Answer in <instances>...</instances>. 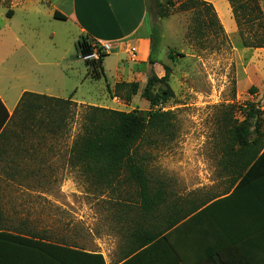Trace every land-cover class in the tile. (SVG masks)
<instances>
[{"label":"rangeland","instance_id":"374dc122","mask_svg":"<svg viewBox=\"0 0 264 264\" xmlns=\"http://www.w3.org/2000/svg\"><path fill=\"white\" fill-rule=\"evenodd\" d=\"M13 1L0 0V60L10 58V74L16 76L10 85L42 91L45 79L53 82L56 94L62 98H67L69 89L76 90L75 100L80 103L58 104L55 119L59 128L51 134L42 133V125L36 127L42 115L29 120L30 126L23 133L18 126L23 117L11 120L4 148L38 156H31L30 160L37 164L28 173L15 178L16 200H1L3 209L14 216L16 225L26 218L38 230L42 223V229L58 235L52 238L55 240L77 237L84 244H93V240L96 243L99 239L119 261L125 235L139 220L137 188L125 177L112 186L97 184L71 163V148L90 106L124 112L148 111L149 102L142 97L145 85H140L129 102L121 98L124 91H115L117 97L109 94L107 84L114 88L119 75L126 82L135 81V75L124 64L128 55L117 47L106 53L105 76L100 80L87 77L88 68L77 48L78 41L87 35L80 34L79 28L66 17L72 9L71 0H15L16 4ZM149 3V20L161 30L154 58L171 68L169 85L174 91V97L160 108L175 116L172 135H154L150 144L140 148V154L147 156L144 162L153 187L162 185L167 192L168 200L157 213V223H151L156 226L174 216L175 206L182 215L193 201L199 203L224 193L227 182L218 169L221 153L217 143V119L222 106L256 104L262 112L264 130V55L258 56L254 49L242 46L227 0H212L227 37L207 25L194 31L196 23L199 26L200 21L205 22V15H198L195 9L181 10L182 0H163L164 17H156L154 1ZM8 12L12 20L5 17ZM244 27L246 32L251 30V35L256 30L263 34L256 26ZM171 52L183 56L172 60ZM65 63L70 73L67 83L58 78ZM158 68L164 75L163 66ZM6 80L4 64L5 83ZM252 87L254 92L250 91ZM163 89L158 84L153 95ZM29 101L32 108L42 110V99L39 103L34 98ZM237 116L243 120L240 114ZM47 162L52 165L45 166Z\"/></svg>","mask_w":264,"mask_h":264},{"label":"trees","instance_id":"16d2710c","mask_svg":"<svg viewBox=\"0 0 264 264\" xmlns=\"http://www.w3.org/2000/svg\"><path fill=\"white\" fill-rule=\"evenodd\" d=\"M153 1L156 17H164L166 12L163 9V0ZM227 1L238 27L242 46L251 49L264 48V0ZM146 2L149 15L152 8L149 0ZM180 9L186 11L195 9L198 15L202 13L205 15V22L200 21L199 26L196 23L194 31L207 25L208 28L226 36L211 3L204 0H182ZM7 15L10 16L11 12ZM244 26L250 29L256 26L257 29L263 30V34L257 33L256 30L251 35V30L246 32L247 28ZM150 40L151 53L148 62L159 63L155 60L154 53L161 41V30L156 22L151 21ZM93 42L89 36L79 40L77 43L79 53L92 54ZM107 55L100 52L98 59L85 61L88 76L94 80H100L105 76L103 62ZM176 56H183V54L171 52L169 58L175 60ZM161 65L164 68V76L158 77L155 74L150 76L142 91V97L150 105L148 111L135 109L124 112L90 106L84 116L82 131L71 148V163L78 166L85 176L93 179L97 184L112 186L121 177H125L127 182L134 184L137 188L139 220L125 235L126 244L122 258L119 260L120 264H183L179 257L174 255L172 246L169 245V237L166 235L169 230L181 223L183 214L180 215L175 206L174 216L165 218L163 225H153L157 223L159 219L157 213L160 212L161 207L165 206L168 197L162 185L153 187L144 162L147 156L140 154L141 146L145 143L150 144L154 135L168 137L173 133L174 113L160 108L161 104L167 103L174 97V91L169 85L171 68L165 64ZM158 84L164 86V89L153 95ZM107 89L112 97H117L116 93L124 91L125 94L121 98L129 102L132 96L139 92L140 84L118 82L114 88L107 84ZM250 91L254 92V88L252 87ZM72 96L73 94L70 98ZM31 98L42 99V121H39V125L49 132L58 131L59 124L57 125L55 117L59 103L65 106H76V103L68 100L26 93L22 98L20 110H22L21 106ZM0 106L5 112L3 119L0 120V137L5 140L11 120L9 121V115L1 102ZM256 107L254 103L245 106L231 104L222 106L218 115L217 143L221 153L218 169L227 182L224 193H230L233 189L225 200L245 199L246 192L251 194L252 191L264 190V130H262V112ZM18 111L19 109L16 114ZM237 114H240L243 120H240ZM29 119L33 118L23 119L18 125L21 127V133L29 128L30 124H27ZM10 149L19 151L15 148ZM216 198L217 196H214L199 203L193 201L187 215L193 214ZM261 198L264 199V195ZM1 215L0 204V218ZM0 238L12 241L15 247L24 249L27 252L25 256L29 258V264H93L92 262L105 264L101 254L80 252L44 237H22L0 232Z\"/></svg>","mask_w":264,"mask_h":264},{"label":"crops","instance_id":"0c3cea01","mask_svg":"<svg viewBox=\"0 0 264 264\" xmlns=\"http://www.w3.org/2000/svg\"><path fill=\"white\" fill-rule=\"evenodd\" d=\"M71 1L72 9L66 17L79 28L80 34L87 35L101 43H111L112 47H117L121 53L128 55V60L124 64L128 65L129 70L135 75V81H127V83H139L140 81V85H145L148 78L154 74L158 77L164 76L162 70L158 68L161 64L148 62L151 53V40L146 0ZM204 1L213 5L219 18L215 3H212V0ZM13 4H16L15 0ZM5 17L10 20L13 18L7 14ZM232 17L234 19L233 13ZM235 31L238 33L237 24ZM254 50L258 56L264 55V48ZM80 59L82 58L80 57ZM9 62V57L6 60H0V102L9 115V121L22 117L23 119L35 118V120L41 118L42 110L32 108L29 100L21 106L22 110H20L22 98L26 93L68 100L76 105L80 103L75 100L76 90L69 89L67 98H62L56 94L53 82H48L45 79H42V91L27 87L16 89L14 84L10 85L11 80L16 76L10 74L13 72ZM4 64H6L7 73L6 83L4 82ZM66 67L68 66L65 63L61 67V71L57 72L58 78L67 83L66 78L70 77V73H67ZM87 77L90 76L87 75ZM119 77L120 81L118 80L116 83L126 82L122 75ZM72 94L73 96L70 98ZM40 99L34 98V102L39 103ZM4 115L5 112L0 106V120ZM36 127L38 129L39 124ZM42 133L46 135L50 132L42 130ZM6 142L7 136L5 140L0 137V204L2 208L0 232L22 237H44L49 241L59 242L80 252L101 254L105 264H120L121 261H116L115 256L111 255L109 249L99 239H96V243L93 240V244H84L83 240L77 237L59 241L52 239L58 235L54 236L52 231L42 229V223L38 230L32 228L30 220L26 218L20 220L17 225L15 224L14 216L4 211L1 200H16L15 178L23 173H28L31 166L37 164L30 159L31 156H38V153L24 152L21 154L15 150L4 148ZM44 165H52V162H47ZM232 191L233 189L230 193ZM230 193L219 194L215 200H211L190 215H187L189 208L185 207L181 223L166 233L174 255L179 257L183 264H264V199L261 198L264 195V190L252 191L251 194L246 192L245 199L225 200ZM186 204H188L187 201ZM26 253L24 249L15 247L12 241L0 238V264H29V258L25 256Z\"/></svg>","mask_w":264,"mask_h":264},{"label":"built area","instance_id":"2783aa9c","mask_svg":"<svg viewBox=\"0 0 264 264\" xmlns=\"http://www.w3.org/2000/svg\"><path fill=\"white\" fill-rule=\"evenodd\" d=\"M92 49L93 52L90 55H83L80 54V57L84 60V61H90L93 59H98L100 52L103 53H107L112 49V45L111 43H96L93 42L92 43Z\"/></svg>","mask_w":264,"mask_h":264}]
</instances>
